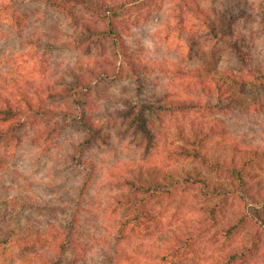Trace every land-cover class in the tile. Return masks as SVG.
<instances>
[{
    "label": "rangeland",
    "instance_id": "374dc122",
    "mask_svg": "<svg viewBox=\"0 0 264 264\" xmlns=\"http://www.w3.org/2000/svg\"><path fill=\"white\" fill-rule=\"evenodd\" d=\"M66 3L0 0L2 78L12 89L37 90L44 105L74 113L56 119L50 136L38 131L42 122L30 116L0 139V229L10 223L47 226L73 212L75 249L84 257L73 262L76 252L69 250L66 264H264L263 230L247 258L227 256L251 243L250 226L225 229L242 209L238 200L225 210L219 206L214 216L202 206L217 196L211 200L195 188L179 187L171 196L152 199L150 214L140 219L121 200L129 189L127 178L151 167L227 180L225 173L173 153L177 144L193 145V123L207 133L204 152L244 166L250 186L264 194V86L259 84L260 77L264 80V0L129 2L120 25V55L111 47L82 46L78 37L87 11L81 3ZM100 56L111 57L110 76L84 82L76 96L45 91L47 85L60 89L96 70ZM245 81L257 82L247 87L241 84ZM129 98L138 106L170 99L198 104L185 109L165 104L157 113L148 109L157 137L147 145L130 130L118 132L126 123L117 110ZM87 119L102 122L112 136L78 149ZM256 200L251 205H264L263 197ZM178 234L185 243L171 252L169 237ZM15 257L19 252L3 260Z\"/></svg>",
    "mask_w": 264,
    "mask_h": 264
},
{
    "label": "trees",
    "instance_id": "16d2710c",
    "mask_svg": "<svg viewBox=\"0 0 264 264\" xmlns=\"http://www.w3.org/2000/svg\"><path fill=\"white\" fill-rule=\"evenodd\" d=\"M51 1L58 7L68 5L66 0ZM72 1L81 3L87 11V17L83 21L78 42L88 49L97 47L105 50L106 47H111L114 54L120 55L122 47L120 25L123 21L126 5L136 0ZM99 61L102 65L96 70H92L88 75L78 76L74 82H67V85L60 89L47 85L45 91H49L53 95L56 93L55 90H59L58 92L65 90L64 95H80L81 89L79 90V88L83 86L84 82L102 77L103 74L110 76L114 72V69L110 65L112 61L111 57L100 56ZM2 76L3 74L0 72V139L14 134L16 128L24 123L23 119L30 116H34L42 122L38 131L50 136L57 128L58 121L56 119L74 114L70 109H58L51 105H44L38 99L40 93L37 90L24 89L22 87L12 89L7 80L2 78ZM256 82L245 81V83L242 82L241 84L251 87ZM259 84L260 86H264V80L261 77ZM221 87V85H218L219 91H222ZM207 91L209 92V90ZM210 93H212L211 89ZM197 102L186 99H170L161 101L159 106L151 102L139 105V107L135 104L134 99L129 98L124 108L117 110L118 116L126 123L118 132H128L130 130L132 133L141 136V138L147 141L146 144L149 145L150 142L156 140L157 134L154 129L155 119L147 113L148 109L157 113V107L165 108V104L168 105V108L185 109L197 105ZM82 124L85 129V135L76 144L78 149H83L99 141H109L112 136L111 131L103 129L104 125L102 122L98 123L92 119H87ZM203 127L201 124L193 123L191 127V132L195 139L191 140L193 141V145L177 144L172 149L173 153L193 158L209 170L225 173L227 176L226 181H209L198 171L191 174L188 171L184 173L180 169L156 168L154 172L155 167H151L149 168L151 173L150 171L140 170L127 178L126 183L129 189L127 192L122 193L121 200L126 209L134 214L135 219H140L142 215L150 214L149 203L157 195L171 196L179 187L183 189L195 188L205 198L211 200L217 196V201L214 203L211 201L202 206L204 210H207L211 214L213 213L214 216L217 215L219 206L222 210H225L228 203L231 204L238 200L242 209L234 217V220L227 222L225 229L228 232H234L240 227L245 228L250 226L252 236L249 240L251 243L246 241L243 245L230 250L227 256L230 259L247 258L248 254L253 250V245H256V237L261 234L260 231H264V205H251V200L254 199V201L258 202L256 199L258 197L264 198V194L258 187L252 188L250 186L244 166H236L233 161L216 160L208 152H204L203 147H205L204 144L208 136L205 131H202ZM200 133H202L201 136ZM58 206L60 207L61 205L59 204ZM64 212L69 211L64 208ZM73 216V212L68 213L63 218H57V221L48 222L47 226L10 223L6 227H2L0 229V264H66L69 250L76 252V257L72 259L73 262L77 258H83L84 253L75 249L76 238L73 232V222L76 219ZM124 231L122 221L118 228V233L123 235ZM172 236L169 239H173L174 242L169 243L168 249L174 252L183 246L185 239L182 234H178L177 237ZM176 243L179 244L176 245ZM16 248L18 251H15ZM17 252H19L21 257H15L10 261L3 260L4 256L11 255V257H14ZM34 255L35 257L37 255L40 256L42 260L39 262L37 257L36 259L32 257Z\"/></svg>",
    "mask_w": 264,
    "mask_h": 264
}]
</instances>
